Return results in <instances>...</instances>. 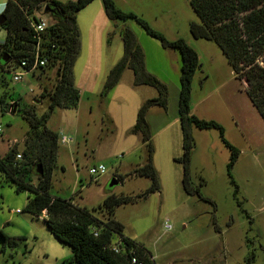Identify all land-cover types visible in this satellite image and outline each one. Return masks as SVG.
Here are the masks:
<instances>
[{
	"label": "rangeland",
	"instance_id": "1",
	"mask_svg": "<svg viewBox=\"0 0 264 264\" xmlns=\"http://www.w3.org/2000/svg\"><path fill=\"white\" fill-rule=\"evenodd\" d=\"M114 1L168 40L182 38L198 52L200 67L192 84L191 112L222 125L225 139L240 155L229 169L231 151L220 129L193 125L190 174L203 197L186 192L184 166L178 160L184 155L179 115L181 53L164 47L135 18H109L103 0H93L77 14L81 48L73 70L81 94L79 105L55 108L48 121V127L60 133V171L53 174L51 193L91 209L102 219L99 208L107 197H135L118 206L115 218L124 225L125 235L155 255L157 264H248L253 254L252 264H264V119L246 93L247 83L237 79L215 42L193 36L191 23L200 19L188 0ZM36 14L50 19L44 9ZM127 27L145 53L147 71L169 89L167 108L153 106L147 113L161 182V190L147 198L141 195L151 179L130 170L137 163L145 164L148 149L142 136L130 129L144 102L159 92L150 85H136L133 70L127 68L118 84L106 96L101 94L111 70L123 57L122 30ZM6 36L7 31L0 28V43ZM11 70L0 53L1 156L13 147L24 150L30 130L28 120L10 111L15 107L7 110L6 103L13 104L11 99L19 97L21 106L34 103L41 113L48 110V101L40 98L41 86L50 88L56 72L51 68L42 77L39 72L28 73L22 81H15ZM63 137L69 141L63 143ZM100 163L108 173L93 178L89 170ZM117 174H123L124 180L111 186ZM31 179L38 180L35 175ZM28 196L0 173V264H57V257L72 256L73 249L52 234L42 217L25 211ZM2 231L16 238V248L5 247Z\"/></svg>",
	"mask_w": 264,
	"mask_h": 264
},
{
	"label": "trees",
	"instance_id": "2",
	"mask_svg": "<svg viewBox=\"0 0 264 264\" xmlns=\"http://www.w3.org/2000/svg\"><path fill=\"white\" fill-rule=\"evenodd\" d=\"M93 0H8L4 11L6 21L0 28L7 31L6 39L0 43V53L8 59L3 62L13 72L18 65L27 60V69L46 76L48 70L56 69L50 88L41 86L40 98L48 101V110L40 112L37 104L26 103L21 99H11L16 111L28 120L30 130L25 138V148L21 152L13 147L5 156L0 155V173L15 186L18 192L29 193L25 211L43 218L52 234L63 244L73 249V255L63 264H157L152 252L144 245L124 233V225L115 218L118 206L135 200L124 195L109 196L100 206L104 219L95 216L87 207L75 204L71 199L54 196L51 193L53 174L58 167L60 133L48 127L53 110L77 108L80 90L75 86L74 64L79 57L81 34L77 14ZM198 15L200 22L191 23L195 38L215 42L223 51L237 79L249 80L246 93L254 107L264 119V0H188ZM107 15L111 19L128 20L135 18L147 33L159 39L164 47L178 49L182 56L180 77L179 115L183 130L184 155L178 158L184 166L183 185L188 194L203 197L201 189L191 181L190 160L194 148L192 127H215L220 129L223 141L231 151L228 164L231 169L238 160L240 150L224 137V128L217 121L201 119L191 112L192 84L200 67L198 52L184 39L168 40L161 32L153 29L145 20L132 12L120 9L114 0H103ZM46 5L44 6V4ZM54 11L46 13L45 7ZM44 7V8H43ZM44 9L48 14V26L43 32H36L32 22H38L36 13ZM124 54L111 70L102 91L106 96L120 81L127 68L133 70L136 85L155 87L159 95L147 99L141 106L131 133L140 134L147 145L145 164L137 166L132 174L147 176L151 185L141 195L147 198L150 193L161 190V182L154 165L155 145L147 113L153 106L167 108L169 89L155 75L146 69L145 53L136 35L130 28L122 30ZM46 60L45 65L40 61ZM48 76V75H47ZM36 100V99H35ZM5 103V102H4ZM7 110L12 106L6 103ZM21 154L22 158L18 159ZM39 165L43 172H39ZM31 175L38 180L32 181ZM116 180L124 176L115 175ZM235 183L234 180H232ZM4 245L16 248V238L1 232ZM119 246V252L113 249ZM136 259V262L133 261ZM254 254L248 259L252 264Z\"/></svg>",
	"mask_w": 264,
	"mask_h": 264
},
{
	"label": "built area",
	"instance_id": "3",
	"mask_svg": "<svg viewBox=\"0 0 264 264\" xmlns=\"http://www.w3.org/2000/svg\"><path fill=\"white\" fill-rule=\"evenodd\" d=\"M7 1L8 0H6L3 3H0V16L2 14H4V11H5L6 6H7ZM32 26H33V28L35 29L36 32H43L48 26V20L45 19V18H39L38 22H35V21L32 22ZM40 63H41V65H45L46 60L40 61ZM27 64H28V61L25 60V61L22 62L21 65H18L17 68L14 69V71L12 73H13V77H14L15 81H22L26 74L32 73L33 69L36 68V66L38 64V60L35 62V65H34V67L31 70L27 69V67H26ZM1 130H2V126L0 125V136L2 135ZM61 140H62L63 143L69 141V139L67 137H63V138H61ZM21 158H22V156H21V154H19L18 155V159H21ZM89 171H90V174L92 175V177L93 178L95 177L97 179L99 177H102V176H104V175H106L108 173V169L102 163L92 166ZM18 211L20 212V210H18ZM41 217L42 218H47L46 211L43 212V215ZM165 227H166L167 230H169L171 228V225L169 224V221H166ZM112 247H113V249L116 252H119V249H120L119 246L113 245ZM133 261L136 262V259H133Z\"/></svg>",
	"mask_w": 264,
	"mask_h": 264
},
{
	"label": "water",
	"instance_id": "4",
	"mask_svg": "<svg viewBox=\"0 0 264 264\" xmlns=\"http://www.w3.org/2000/svg\"><path fill=\"white\" fill-rule=\"evenodd\" d=\"M45 12H46V13H52V12H54V11H53V10L51 9V7L48 5V6L45 7ZM5 21H6V17H5L4 14H2V15L0 16V26H2V25L4 24ZM3 60H4V62H8V59H7L6 57H3ZM245 82L247 83V85H249V80H248V79H246ZM12 105H13V104H12ZM12 113H13V114L16 113V107L14 108V110L12 111ZM39 172H41V173L43 172V168H42L41 165H39ZM116 184H118V180H116V178H113L112 181H111V183H110V185H111V186H114V185H116Z\"/></svg>",
	"mask_w": 264,
	"mask_h": 264
},
{
	"label": "crops",
	"instance_id": "5",
	"mask_svg": "<svg viewBox=\"0 0 264 264\" xmlns=\"http://www.w3.org/2000/svg\"><path fill=\"white\" fill-rule=\"evenodd\" d=\"M5 101L6 102H8L6 99H5ZM29 102V101H28ZM13 107V105L10 107V108H12ZM11 112L13 111V110H10ZM44 112V111H43ZM16 144V141H14L13 143H12V146H14ZM85 155H86V153H85ZM87 156V155H86ZM140 164L139 163H137L136 165H134V166H132V168H131V170H130V173L137 167V166H139ZM60 171V166H58L57 168H56V171ZM117 175H121V176H123V174H117ZM64 254H65V252H64ZM70 256V257H69ZM153 256H154V259H155V255L153 254ZM72 256L71 255H68L67 257L66 256H63L62 255V257H61V259H59L58 257H57V264H59L60 263V261L62 260V261H64L65 260V258H71ZM155 261H156V259H155Z\"/></svg>",
	"mask_w": 264,
	"mask_h": 264
}]
</instances>
